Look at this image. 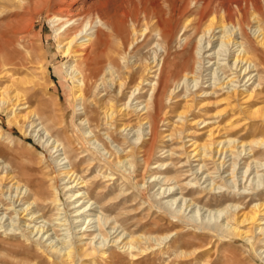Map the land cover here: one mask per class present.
<instances>
[{"label":"rangeland","instance_id":"374dc122","mask_svg":"<svg viewBox=\"0 0 264 264\" xmlns=\"http://www.w3.org/2000/svg\"><path fill=\"white\" fill-rule=\"evenodd\" d=\"M25 1L27 0H0V37L4 38L2 34L18 28L15 22L20 14L25 17L20 25L23 30L11 37L12 41L6 50L10 58L8 62H11L6 68L7 73L0 75V90L12 87L11 91L19 94L17 101L20 102L17 103L19 106H9L0 111V132L3 135L0 150L6 158L0 159V177L3 170L18 176L21 191L28 195L26 188L30 189L31 197L33 192L43 191L40 197L46 207L42 210L36 209L35 204L32 206L37 212L41 211L42 218L34 223L28 221L27 224L32 225L30 230L35 225L40 227L42 221L59 223L60 221L53 219L58 213H62L58 217L63 220L66 218L68 225L50 227L52 230L48 232L49 236H44L43 245L54 241L53 244L63 247L62 243H75L82 237H86L87 242V238L91 241L93 237L90 235L93 233L83 232L87 229L95 230L87 227L97 225L100 216L110 220L107 227L117 225L116 229L120 228L117 235L122 232L128 238H143L139 240V245L147 249L144 254L139 252L138 259H134L123 249L120 255L122 261L118 264H264V235L255 226L243 224L241 227V230L248 232L251 238L249 243L240 238L227 239L225 235H221L225 229L221 226L228 223L227 214H236V219L242 220L241 216L251 212L257 204L264 205V144L262 147L255 144L264 143V93L260 91L264 88L263 69L258 68L259 71L252 74V81L247 83L248 78H245L241 84H233L240 93L236 99H232L226 93L227 90L221 91L218 88L221 77H224L220 68L224 49L218 46L202 51L203 54L198 56V61L202 64H196V48L200 37L192 31L184 36L183 30L176 32L168 46L156 33L150 36L146 33L147 36H143L149 28L146 24L141 23L136 27V32H133V22L128 17L131 5L149 0H67L54 8V12L62 17V21L58 22H53L50 19L51 13L45 9L39 12L36 8L32 10L26 7ZM152 3L168 11L165 0H152ZM198 6L196 0H189L191 13L197 11ZM261 6L264 8L263 2ZM26 8L31 9L30 12L26 13ZM117 9L128 15L124 22L130 38L138 39V45L135 43L130 50L128 48L127 64L132 65L138 58L143 60L139 73L137 71L140 78L137 91L139 100L132 98L129 102L131 109L124 107L123 110H133L138 102L140 111L146 106L149 108L158 127L153 141L150 140V125H142L140 121L138 124L137 117L133 114L130 116L128 129L116 135L117 143L108 138L104 127L99 129L100 133L95 132L97 139L87 141L94 133H85L79 127L78 117L83 115L84 109L82 102L75 97L77 83L72 81L70 75V67L75 65L78 58L63 54L59 41L63 40V32L68 25H73L75 20L85 15L84 10H90L94 15L89 19L91 23L87 26L88 33L94 36L99 30L108 35L109 29L104 23L114 16ZM97 10H102V22L96 16ZM67 19L73 21L56 30ZM87 20L82 17L74 23V27L86 24ZM253 29H248L249 41L244 42L254 53L255 47L249 45V42L255 40ZM11 35L12 33L9 37ZM66 42L65 40L62 45ZM114 42L111 39V43L115 44ZM176 55H181V59L174 66L172 60ZM184 58L190 61L191 67L200 65L202 71L206 69L202 68L203 62L208 66L206 72H202L203 77L197 81V86L191 80L183 82L184 69L177 65H181ZM131 71L135 72V69L131 68ZM117 79L118 77L116 81ZM116 81L111 83L112 86L109 81L105 85L100 82V88L94 89L88 97L89 102L96 103L99 108L101 119L105 115L107 102L114 95L113 91H116ZM128 92L129 98L130 91ZM128 98L114 102L116 111L122 109ZM14 112L20 116L18 118L27 116L26 120L14 122ZM144 112L146 110L139 115ZM181 114L186 116L180 117ZM55 140L60 142L56 144ZM225 141L235 142L231 147L225 148L223 144L220 147L216 144ZM144 142L147 143L145 146L142 145ZM59 144L61 146L54 149ZM206 144H214L207 156L194 157L195 147ZM233 144H245L247 147L242 152L243 148H236ZM134 147H139V154L131 151ZM108 149L115 154L120 149L125 151L124 155H131V151L132 155L127 161L133 165L128 164L123 167V172L118 171L116 159L109 158ZM221 149L224 153H216ZM65 152L70 158H66ZM63 163L68 165L62 166ZM73 164L78 167L76 174L86 178L87 187L84 189H81L82 186H78L76 190L73 188L72 191L67 188L72 186V181L65 178L62 168H72ZM165 180L169 181L165 183ZM8 187L6 186L5 191ZM170 189L175 194L163 197L164 192ZM80 190H83V196L91 193L90 204L93 205L87 210L94 209L95 212H88V215L93 216L83 215L78 218L74 213L79 206L83 207V200L80 204H75L77 196L72 199L69 196ZM16 191L14 188L2 200L12 196L17 198ZM77 205L78 207L73 208ZM21 207L22 205L16 210ZM222 210L225 212L220 214ZM4 211H0V264H27L30 258L24 255L25 251L18 250L12 254L6 252L5 247L8 244H18L35 252V244L40 242L37 239L43 233L35 236L37 229H34L36 231L31 237L34 239L27 241L22 236L25 233L22 228L27 230V227H22V230L18 228L28 217H24V214L17 217L10 211L4 214ZM260 218L264 219L263 216ZM261 226L264 227V224ZM205 227L208 229H204ZM116 234H112L109 239L114 240ZM102 240V237H97L94 243ZM118 250V247H112L111 255H116ZM97 259L92 264H106L101 262L99 256ZM44 260L49 262L46 257ZM53 260L58 261L57 257ZM88 262L78 260L77 264ZM35 263L36 261H32L31 264Z\"/></svg>","mask_w":264,"mask_h":264},{"label":"bare ground","instance_id":"6f19581e","mask_svg":"<svg viewBox=\"0 0 264 264\" xmlns=\"http://www.w3.org/2000/svg\"><path fill=\"white\" fill-rule=\"evenodd\" d=\"M66 1L67 0H33V1L27 0L25 2H26V7H30L32 8V10L36 8L35 10L38 9L39 12L43 9L50 12L51 13L50 19L53 22H58V21H62L61 20L62 17H60L58 14L54 12V8L57 5L64 3ZM196 2L197 4H199V6L197 8V11L193 13L190 12L189 0H165V3L167 4V10H168L167 12L163 8L158 7L157 5L153 4L152 0H149V2L147 1L145 3L140 1L139 4H135L133 2L134 4L131 5V8L128 14L129 16L126 13L122 12L120 9H117L115 11L116 13L114 14V16H111V18L108 21H105L104 24L109 29L108 35H106L105 32H102L99 30H98V33L94 36L88 33L87 26L88 24L91 23L89 19H91L92 16H94L92 15L93 12L90 10H84L85 15H81L77 20H75V22L78 20L80 21V19L84 17L88 19L86 24L82 23L80 27H77V26L74 27L75 22L73 23V25H68L67 29H65V32H63V40L59 41V47L61 48V52H63V54L74 55L76 58H78V61L75 63V65L70 67L72 69V72L70 75H71L72 81L74 83H77V86H75V89L77 90L75 92V97L79 101L82 102V106L84 109L83 115L78 117V120H80L79 127L85 133H87V131H90L89 133H92V132L94 133L92 137L90 136H89L90 138L88 137L87 141H91L92 139H95V138L97 139L98 135H96L95 132L99 131L101 127H104L105 128L104 130L106 131L105 134L108 136V138H110L113 143L115 142L117 143L118 138L116 135L119 132L121 133L122 130L125 131L126 129H128V127L130 126L128 122L132 114L137 117L138 124L140 121L142 122V125H145V124L150 125L151 136H152L150 140L152 139L154 140V138H156L157 136L156 120L147 106L140 111L139 102H138L137 105L133 107V110H129L128 112L127 110H123L124 107H125L124 109H131L129 102L131 101L132 98L133 100H139L138 98L139 93H137V91H139L140 78H139L138 73H139V68H141L142 66L141 63L143 61L142 59L138 58L135 60V62L132 65H130L129 63L130 66L126 62L127 55H128V48L130 50L131 47L135 45V43H137L136 45H138V39L132 40L130 36L128 35L127 28L125 25L126 22H124V18L127 16L132 19V22H133L132 27H133L134 33L136 32V27L138 25H140L141 23L146 24L149 28H147L145 33H143L142 35L144 36L145 34V36H147L146 33H148V35L150 36L151 34L156 33L158 34V37L161 40H163V42L165 41L167 46L171 42V39L174 38V34L176 32L178 33V31L183 30L184 31L183 36H184L189 31H192L194 35L200 37L197 48H196L197 50L196 64L198 63L202 64L200 61H198V56H201L200 53H202V51L205 50L204 52H206V51H209L207 50L208 48L213 49L218 46L219 48L224 49L222 50L224 54L223 55L224 59H222L223 63L220 64V68L223 71L224 77L221 74V76L223 77V80L221 77L220 79L221 83L218 84V88H220L221 91L227 90L226 93L228 94L229 97H232V99H236V97L240 93L237 90L238 89L237 86H235L236 84H241L245 78L246 79L248 78L247 83L252 81L254 79L252 74H254V72L259 71L258 68H262L264 71V8L261 6L262 2L264 4V0H196ZM100 8L101 7H99V9ZM30 10L31 9L26 8V13L30 12ZM101 11L102 10L98 12L97 10L98 13L96 14L100 22H102V19H103V16L101 15ZM103 15L106 16L107 14L106 15L103 14ZM23 16L24 15L20 14L19 17L16 18L17 21L15 22L16 23L15 26H17L18 28H16L15 30L11 29L12 32L2 34L4 38H2V36L0 37L1 39L0 41H2L0 44V75L2 74L4 75V73H7V69H8L7 66L11 63V62H8L10 58L6 50L12 41L11 37L15 36L17 33L23 30V27L22 28L20 27L21 21H23L25 18ZM191 16H193L194 18L190 19ZM70 21H73V19H67L65 22H61L63 24L58 26L59 28H57L56 30H59L61 27L65 26ZM254 27L255 29H253ZM248 29H253L254 31L253 40L254 39L255 40L253 42H249L250 46L253 45L255 47V50L253 49L254 53L251 52V50L247 47L246 43L244 42L246 40L249 41ZM10 33H12V35L9 37ZM3 39H4V42H3ZM111 39L115 40L114 42L115 44L111 43ZM65 40L67 42L62 45V43ZM202 43L204 45H202ZM219 51L221 50L219 49ZM209 56H212V55H209ZM180 59H181V55L179 56L176 55V57H174L172 60V63H173L172 65L175 66L176 62L179 61ZM205 63L206 62H203V67H202L203 69L206 68L205 71H202L200 65L191 67L190 61L186 59L182 62L181 65H177V67H182L184 69L185 76H184L183 82H186L187 80H191V82L192 81L195 82V85L197 86L199 84L197 81L203 77L202 72L205 73L206 70L208 69V66L206 67ZM131 68L135 69V72H132ZM124 70L129 71V72L125 73ZM117 77L118 79L116 81ZM108 81L110 82V84L111 83L114 84L116 81L117 88H116V91L114 90L113 91L114 93H112L114 95H112L111 99L107 102V106L105 107L106 111L104 113L105 115L101 119V116L99 115V108L96 106V103H93V104L90 103L88 97L90 96L91 92L94 89H97L99 87L100 82H102L101 84L105 85ZM112 84L110 86H112ZM11 88L12 87L8 88L7 90L5 89L0 90L1 92L0 93V111H4L8 109L9 106H14V107L19 106V104H17L19 102L17 101V98H19V94L16 91L14 92L11 91L12 90ZM128 91H130L129 98H128V93H129ZM260 91L261 93H264V88H262V90ZM126 98H128V102L123 104L122 109H120L119 111H116V108L114 107V102H117L118 99H120L121 101L122 99H126ZM14 100L17 101L15 104L12 103ZM144 110H146V112H144L142 115H139ZM184 116L186 115L184 114L180 115V117H184ZM14 117H15L14 122H17V123L20 122L19 119L26 120L27 118V116L23 118H18L20 116L17 115L16 112H14ZM86 126H88V128H85ZM45 130L48 134L50 133L49 130L47 129ZM2 137L3 135L0 132V139ZM59 142L60 141L57 140L56 144ZM233 142L235 141H229V142L225 141V142H219L216 144H218L219 147L221 144H223L224 146L223 148H225V146L231 147V144ZM146 144L147 143L144 142L142 145L145 146ZM255 144H260V147H262L261 145H263L264 143L262 142V143H255ZM213 145L214 144H206L203 146L195 147L193 151L194 157L204 158L205 156H207L206 155L207 152L212 148ZM60 146L61 144L55 145L54 149ZM234 146L240 149L243 148L242 152L245 150V147H247V145L245 144L241 146L240 144L234 145ZM249 146L251 147L252 145H249ZM228 147L226 149H228ZM104 149H107V148H104ZM131 151L132 152L134 151L135 153L139 154L140 149L139 147H134V148H131ZM131 151L130 153L132 155ZM116 152L118 153L117 154L113 153L111 149H108L107 151V153L110 154L109 158L113 157L114 159H116L115 166L119 169L118 171L123 172L122 170L124 169L123 167L127 166L128 164H130L131 166L133 165L132 163L127 161L128 157H130L131 155L129 154L124 155L123 153L125 151H122L120 149ZM65 153L67 154V152ZM216 153L222 154L224 152H223V149H221V151L218 150ZM68 157L69 156L67 154L66 158ZM3 158H5V154L4 152L0 150V159H3ZM0 163H2V161ZM68 163H70V161ZM61 165L65 166L68 164L63 163ZM135 168H136V165H135ZM77 169L78 167L75 164H73L72 168H68V167L62 168L63 175H65V178H69V180L72 181L71 182L72 186L70 188L67 186L69 191H72L73 188H75L76 190L78 186H82L81 189H84L87 187V182L85 181L86 178L79 177L76 174ZM2 173L3 175L0 177V192H1L0 207L2 206V208H0V211L5 210L3 212L4 214L10 211L11 214H13L14 216L16 215L17 217H20L21 214L22 215L24 214V217H28V219L24 222V224L18 228V229H21L22 227H27V230L25 228H22L24 229L23 231L26 233V234L24 233L22 236L26 237L27 241L29 240L32 241L34 239V237L33 239H31L34 232L36 231L34 229H37V233L35 236H37L39 233L41 234L43 233L42 236L39 238V240L37 239L38 237L36 238L37 241H40V242L35 244L37 247L35 248L36 249L35 252H32V250H30L29 247L27 248L24 247V245L21 246L18 244H8L7 246L9 245L11 246L5 247L6 248L5 251L12 253V254L16 253L18 250L25 251L24 255H26L27 257L31 259V260L29 259V262L27 264H31L32 261H36L35 264H77L78 260L89 261L88 263L92 264V261L95 263L98 256L101 262H104L106 264H118L122 261V258L120 255H122L121 251L123 249H124V252H127L134 259H138L137 257L139 255V252L140 254L142 253L144 254V252L147 250V249H143L139 245V240H142L143 239L142 237L128 238V237H125L126 235L123 234L122 232L117 235L116 233L118 232L120 228H118L117 230L116 229L117 225L113 227L112 225H110V227L109 226L107 227V225L110 224L109 223L110 220L106 218H102L100 216H99L97 225L95 224L92 227L89 225L87 227L90 229L95 228V230L88 231L87 229L83 232L84 234L89 233V232L93 233L90 235V237H93L91 241L89 240V238H87L88 239V242H87L86 237H82V239H79L80 241L78 240L75 243L73 242L72 243L71 242L62 243L63 247L58 246V244H53L54 241H51L50 244L47 243L48 245L47 244L43 245L44 244L43 238H45L44 237L45 235L49 236L48 232L50 231L52 227L56 225L66 226L69 223L68 224L66 223L67 220L65 217H64L65 218L64 220L62 217H58L59 215L62 214V213H58L54 216L55 218L53 219L56 221H60L59 223L53 224L51 222L42 221L43 224L41 223L42 225L40 227H35L36 226L35 225L32 228V230H30L29 227L30 226L32 227L30 223L31 222L34 223L38 219L42 218V215H40L41 211L37 212L36 209L40 208L44 210V208L46 207L45 203L41 202L42 198L40 197L43 191L39 190L38 192H33L32 194L33 197H31L30 189L26 188V190H28V195L21 191L22 190L21 180L18 176H14L10 174L8 170L6 171L3 170ZM167 181L169 180H165L164 182L167 183ZM137 185H139V182L137 183ZM6 186H9L7 191H5ZM14 188H16L17 190L16 191L17 198L15 196L14 197L12 196L10 199L5 198L6 200L3 201L2 199H4V196L7 195V193L9 192L11 194ZM171 189L168 192L167 191L164 192L163 197L168 198V197L173 196L175 192L171 193ZM21 195H24V196L21 197ZM83 195H84L83 190H80L77 192V194H71L69 196L70 199L77 196L76 197L77 202L75 204H80V201L83 200V207L79 206L80 207L79 208L78 205L73 207V208L78 207V209L74 211V213H76V216L78 218H81V216L83 215H85L86 217L93 216L91 214L88 215V212L94 211V209L90 208L89 210H87L88 207L90 206L92 207L93 205L92 203L90 204L91 193L89 192L85 196ZM32 199L33 201L31 202ZM85 200H88V202H84ZM58 202H59V199L56 200V203ZM17 204L18 206H16ZM34 204L37 206L36 209L33 208ZM21 205L22 207L16 210L17 207H20ZM59 210L61 209H58V211ZM222 212L224 213L225 211L222 210L219 213L221 214ZM231 212H233V210ZM262 214H264L263 204H257L251 210V212L244 213L241 216L242 220H239V219L237 220L236 214L233 215V213H231L229 216L227 214V218L228 217L229 218H228V221L227 220L226 221L228 223L221 226V227H225V229L223 230V234L221 235H225L227 239H229V237L230 239L232 237L240 238V239L248 241L249 243L251 241V238L248 236V232L241 230V227L243 224L253 225L256 227L255 229H259L261 233L263 232V235H264V227L261 226L264 224V223L261 224V222H263L264 219L260 218L261 216H263L264 218V215ZM175 215H178V214L175 213ZM179 219H182V218L179 217ZM14 220H16V218ZM28 221H30V223L27 224ZM72 222L73 224H75L74 221ZM85 222L87 223V221ZM48 223L50 225H47ZM20 225H21V221H20ZM13 228H14V225H13ZM206 228L208 229V227H205L204 229ZM109 229H110V232L108 231ZM113 231H115V233H113ZM112 234L117 235L116 237H114V240L109 239L110 236H112ZM97 237H102L103 240L101 242L96 241L94 243V241L97 240ZM110 244H112V246H110ZM112 247L114 248L118 247L119 252H116V255H111L110 250L112 249ZM149 248L151 247H148V249ZM39 251L42 252V255H40L41 252ZM187 255L189 256V254ZM45 257L48 258L49 262L48 261L45 262L44 260ZM55 257H57L58 261L53 260ZM88 263H84V264H88Z\"/></svg>","mask_w":264,"mask_h":264}]
</instances>
